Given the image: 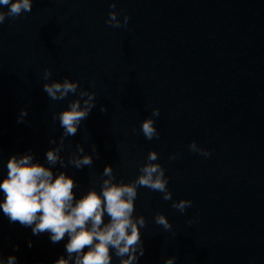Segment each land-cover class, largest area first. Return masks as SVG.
Masks as SVG:
<instances>
[{"label":"water","instance_id":"1","mask_svg":"<svg viewBox=\"0 0 264 264\" xmlns=\"http://www.w3.org/2000/svg\"><path fill=\"white\" fill-rule=\"evenodd\" d=\"M113 10L120 22L131 16L126 28L106 23ZM46 68L52 80L68 77L82 88L51 100L43 91ZM82 90L96 93V107L61 143L52 116ZM25 107L29 115L17 123ZM146 118L156 120L159 139L140 131ZM193 141L211 156L192 152ZM28 149L46 166V151L59 149L51 167L77 181V198L101 191L105 180L134 184L149 164L167 169L171 199L136 188L133 217L145 221L140 264L169 257L176 264H264V0H34L31 12L0 25V179L10 156ZM153 150L155 162L147 159ZM83 156L93 163L77 169L71 161ZM182 199L193 201L184 213L173 207ZM158 215L171 229L156 223ZM63 243L33 236L0 212L5 258L54 264Z\"/></svg>","mask_w":264,"mask_h":264},{"label":"clouds","instance_id":"2","mask_svg":"<svg viewBox=\"0 0 264 264\" xmlns=\"http://www.w3.org/2000/svg\"><path fill=\"white\" fill-rule=\"evenodd\" d=\"M34 0H0V25L6 18H18L25 12H31ZM7 7V11L3 8ZM116 8L113 3L110 6ZM106 21L112 27H127L130 15H124L123 21L117 19L115 10L108 13ZM42 78L43 91L53 101L65 100L69 94L76 95L81 89L79 80L73 81L65 77L63 81L52 80V69L46 68ZM94 87V83H93ZM79 99L69 102L67 108L54 113L53 121H58L63 129L61 143L64 138L75 136L82 123L90 116L96 107V93L80 91ZM85 97H87L85 99ZM83 101V103H81ZM106 112V107H101ZM29 115L27 107L20 111L17 123H24ZM160 109L155 108L152 116L159 117ZM140 131L145 139H159L160 132L156 127V120L146 118ZM55 143V141H50ZM197 142L193 141L189 147L194 153L210 157L211 152L200 148L196 150ZM83 151V149H80ZM47 165L34 162L35 156L31 149L26 154L15 153L6 162V175L0 179V212L10 224L18 223L21 227L31 229L33 236L47 235L52 244L63 243L64 251L54 261V264H113L114 258H120V264H140L141 257L146 253L141 229L145 226L144 218L135 220V201L137 186L148 187L153 191L165 193L164 199H171L168 191L169 179L166 178L167 169L159 164H149L140 171L143 173L134 184L125 185L105 180L101 191H88L77 198L74 191L77 181L66 172L56 173L51 166L61 160L59 149H49L45 153ZM174 155L171 159H176ZM148 161L155 162L159 153L150 151ZM77 169L91 165V156L71 161ZM111 164L106 165L103 175L111 176ZM193 201L182 199L173 205L181 213L191 207ZM105 216L108 220L105 222ZM156 223L166 230L172 225L164 215L156 217ZM192 222L189 221V224ZM66 239V242H65ZM27 246H34L31 239ZM20 246L13 247V253L18 252ZM127 256V259L124 257ZM0 264H20L19 257L10 254L6 258L0 253ZM164 264H176L175 257H169Z\"/></svg>","mask_w":264,"mask_h":264}]
</instances>
